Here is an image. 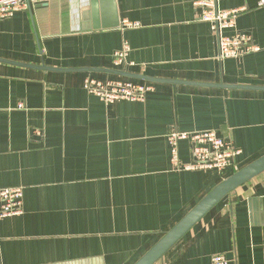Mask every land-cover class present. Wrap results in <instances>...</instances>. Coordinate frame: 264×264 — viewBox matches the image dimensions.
<instances>
[{
    "label": "crops",
    "instance_id": "crops-1",
    "mask_svg": "<svg viewBox=\"0 0 264 264\" xmlns=\"http://www.w3.org/2000/svg\"><path fill=\"white\" fill-rule=\"evenodd\" d=\"M195 0H41L0 19V187L23 189V212L0 219V264H134L226 173L171 167L167 134L214 129L241 151L237 170L264 154V5L243 9L226 34L260 47L219 58ZM129 22L130 25H125ZM128 44L122 67L112 54ZM127 62V63H128ZM152 86L144 101L105 104L85 77ZM21 104V107H18ZM179 159L191 160L187 140ZM231 171V168H230ZM264 264V171L212 207L154 264Z\"/></svg>",
    "mask_w": 264,
    "mask_h": 264
},
{
    "label": "built area",
    "instance_id": "built-area-1",
    "mask_svg": "<svg viewBox=\"0 0 264 264\" xmlns=\"http://www.w3.org/2000/svg\"><path fill=\"white\" fill-rule=\"evenodd\" d=\"M39 1L41 0H0V19L11 16L17 10H25ZM194 5L200 8V20L210 25L218 39L219 58H238L246 53L260 50V47L253 44L251 37L246 33H225L226 29L234 27L238 14L246 7L220 9L215 0H195ZM262 5L264 0H259L256 7ZM125 25L129 26L130 23L125 22ZM128 51L129 46L124 43L122 49L112 54L113 65L122 67L129 64ZM83 86L105 104L118 100L142 102L145 100L146 93L152 90V86L145 83L119 78L101 80L89 76L84 78ZM21 106L18 104V107ZM167 140L171 167L176 171L214 170L220 174L225 173L235 166V158L241 151L229 139L218 135L214 129L187 132L171 128L167 134ZM181 140H187L190 145L191 160L189 162H182L179 159L178 143ZM22 200V187H0V219L21 214ZM211 264H228V260L223 255L217 254L211 257Z\"/></svg>",
    "mask_w": 264,
    "mask_h": 264
},
{
    "label": "water",
    "instance_id": "water-1",
    "mask_svg": "<svg viewBox=\"0 0 264 264\" xmlns=\"http://www.w3.org/2000/svg\"><path fill=\"white\" fill-rule=\"evenodd\" d=\"M109 2L110 9L113 10L112 16L115 17L116 9L113 0H106ZM97 0H91V9L96 10ZM119 23L118 18L109 22H103V27H116ZM0 61L10 62L14 64H21L36 69L46 71H92L93 68H58L50 67L45 64L31 65L26 63H19L15 61H8L0 58ZM106 72L113 73L120 76L149 79L153 81L177 83V84H197L203 86H218L227 88H246L255 90H264V86H245V85H222V84H208V83H196L185 82L182 80L164 79V78H152L148 76H139L123 70L116 69H103ZM264 171V154L249 162L245 166L237 169L229 176L223 178L214 187H212L189 211H187L169 230H167L134 264H154L180 239L189 231L212 207H214L221 199L227 196L230 192L237 187L243 185L247 181L256 177Z\"/></svg>",
    "mask_w": 264,
    "mask_h": 264
},
{
    "label": "trees",
    "instance_id": "trees-1",
    "mask_svg": "<svg viewBox=\"0 0 264 264\" xmlns=\"http://www.w3.org/2000/svg\"><path fill=\"white\" fill-rule=\"evenodd\" d=\"M234 168H235V167L231 168V171L228 170V171L223 175V177H227V176H229L230 174H232L234 171H236V170H233V171H232V169H234Z\"/></svg>",
    "mask_w": 264,
    "mask_h": 264
}]
</instances>
